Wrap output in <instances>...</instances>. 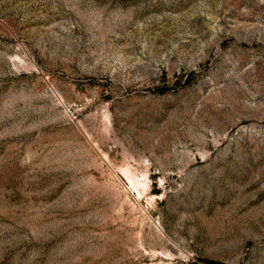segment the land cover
<instances>
[{
	"label": "rangeland",
	"instance_id": "1",
	"mask_svg": "<svg viewBox=\"0 0 264 264\" xmlns=\"http://www.w3.org/2000/svg\"><path fill=\"white\" fill-rule=\"evenodd\" d=\"M0 264H264V0H0Z\"/></svg>",
	"mask_w": 264,
	"mask_h": 264
},
{
	"label": "bare ground",
	"instance_id": "2",
	"mask_svg": "<svg viewBox=\"0 0 264 264\" xmlns=\"http://www.w3.org/2000/svg\"><path fill=\"white\" fill-rule=\"evenodd\" d=\"M109 113H107V110H104L103 111V113H102V117L104 118V120L107 122V121H109V115H108ZM106 156V154H104V157ZM107 157V156H106ZM121 169V172L125 175V177H126V179H128L129 180V182H130V184H132L131 186H135V185H139V182H133L132 180H131V177H130V174H129V171H128V169H127V165L126 166H124V167H122V168H120ZM134 177V181H135V176H133ZM143 180V179H142ZM143 182V181H142ZM142 182H141V184H142ZM134 186H133V188H134ZM141 186V185H140ZM136 187V186H135ZM139 187V186H138Z\"/></svg>",
	"mask_w": 264,
	"mask_h": 264
}]
</instances>
